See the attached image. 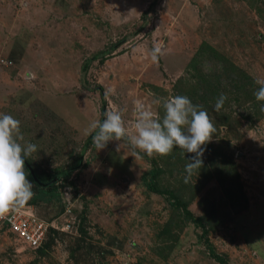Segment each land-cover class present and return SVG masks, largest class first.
<instances>
[{"label": "rangeland", "instance_id": "obj_1", "mask_svg": "<svg viewBox=\"0 0 264 264\" xmlns=\"http://www.w3.org/2000/svg\"><path fill=\"white\" fill-rule=\"evenodd\" d=\"M161 42L165 54L153 63L149 50ZM257 79L264 0H0V113L37 145L25 162L44 186L28 174L34 196L24 206L55 226L34 251L0 235V264H264ZM149 91L185 95L215 122L188 183L193 153L137 159L127 140L98 151L84 133L118 107L131 129L133 102L153 99ZM153 165L158 193L141 183ZM65 189L75 231L59 229Z\"/></svg>", "mask_w": 264, "mask_h": 264}, {"label": "clouds", "instance_id": "obj_2", "mask_svg": "<svg viewBox=\"0 0 264 264\" xmlns=\"http://www.w3.org/2000/svg\"><path fill=\"white\" fill-rule=\"evenodd\" d=\"M164 54L165 47L162 42L149 50L153 63H159ZM29 78L34 79V74L30 72ZM255 83L259 85L254 92L255 100L264 102V79H257ZM149 96L153 99L148 102L140 98L134 100L135 119L131 129L124 120L127 108L118 107L114 111L106 112L102 121H91L84 133L91 136L98 151L104 149L109 141L127 140L131 157L137 159L141 158V153L148 156H166L174 148L193 153L184 169V182L188 183L193 174L199 173L203 166V146L211 142L216 132L215 122L202 105L194 104L185 95L156 97L149 91ZM226 100L227 96L221 94L214 111L219 112ZM154 106L163 108V116ZM261 111H264V104ZM37 152L36 144L24 142L20 121L12 115L0 113V218L14 209H19L34 196L35 185L28 179L25 160Z\"/></svg>", "mask_w": 264, "mask_h": 264}, {"label": "built area", "instance_id": "obj_3", "mask_svg": "<svg viewBox=\"0 0 264 264\" xmlns=\"http://www.w3.org/2000/svg\"><path fill=\"white\" fill-rule=\"evenodd\" d=\"M6 64V62H1ZM10 65V62H7ZM62 215L64 225L60 222V230H76L77 222L71 217L72 203L70 191L66 190L61 195ZM71 220H68V218ZM62 225V226H61ZM55 229L53 223L38 218L31 207L20 206L19 209L10 211L6 216L0 218V235L9 233L13 235L16 242L28 250H37L45 243L49 230Z\"/></svg>", "mask_w": 264, "mask_h": 264}, {"label": "trees", "instance_id": "obj_4", "mask_svg": "<svg viewBox=\"0 0 264 264\" xmlns=\"http://www.w3.org/2000/svg\"><path fill=\"white\" fill-rule=\"evenodd\" d=\"M87 67V65H83L82 69L85 70ZM142 157H144L143 155H141ZM26 169V167H25ZM27 171V169H26ZM29 174V173H28ZM159 174V171L155 168V166L153 165V167L146 171L142 176H141V183L143 184V186L145 187V189L151 193H158V189L156 188V178ZM30 176V175H29ZM31 178V176H30ZM32 180V178H31ZM33 181V180H32ZM37 181L40 182V179L37 177ZM208 252H209V256H211V258L215 259V260H220L216 255H214V253L212 252V250H209L207 248Z\"/></svg>", "mask_w": 264, "mask_h": 264}, {"label": "water", "instance_id": "obj_5", "mask_svg": "<svg viewBox=\"0 0 264 264\" xmlns=\"http://www.w3.org/2000/svg\"><path fill=\"white\" fill-rule=\"evenodd\" d=\"M25 167H26V169H27L29 175L31 176L32 180H33L35 183H37L38 185H42V186H44V184L39 183V182L35 179V177L33 176V173H32V171H31L30 167L28 166V164H27L26 162H25Z\"/></svg>", "mask_w": 264, "mask_h": 264}, {"label": "crops", "instance_id": "obj_6", "mask_svg": "<svg viewBox=\"0 0 264 264\" xmlns=\"http://www.w3.org/2000/svg\"><path fill=\"white\" fill-rule=\"evenodd\" d=\"M16 62V61H15Z\"/></svg>", "mask_w": 264, "mask_h": 264}]
</instances>
